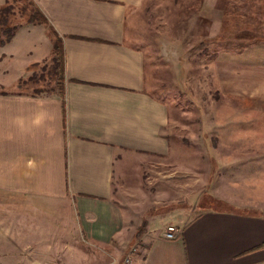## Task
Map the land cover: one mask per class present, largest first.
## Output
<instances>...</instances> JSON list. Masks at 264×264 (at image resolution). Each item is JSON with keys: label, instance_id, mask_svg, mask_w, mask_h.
<instances>
[{"label": "crops", "instance_id": "obj_1", "mask_svg": "<svg viewBox=\"0 0 264 264\" xmlns=\"http://www.w3.org/2000/svg\"><path fill=\"white\" fill-rule=\"evenodd\" d=\"M29 1L46 25H20L0 52V264H68L73 254L40 248L39 218L24 215L76 202L87 236L118 237L127 225L116 204L121 178L147 176L148 158L168 152L169 110L146 89L143 51L127 43L145 0ZM244 1L247 8L230 7L253 11L241 32L257 33L249 48L259 50L247 54L257 60H216L214 80L224 91L235 76L264 81V4ZM51 31L63 48V96L15 89L51 58ZM246 209L209 208L189 221L171 212L166 224L179 232L172 240L161 220H147V249L135 264H264V207Z\"/></svg>", "mask_w": 264, "mask_h": 264}, {"label": "rangeland", "instance_id": "obj_2", "mask_svg": "<svg viewBox=\"0 0 264 264\" xmlns=\"http://www.w3.org/2000/svg\"><path fill=\"white\" fill-rule=\"evenodd\" d=\"M236 3L248 5L244 0H145L137 12L131 9L135 25L127 43L143 51L146 89L169 110L168 152L162 159L148 158L147 176L121 178L125 187L116 204L127 225L118 237L113 233V238L96 241L87 236L75 202L24 215L39 218L41 236H46L36 241L40 248L49 245L57 254H73L68 264H117L128 249L135 248L139 258L144 255L147 220H161L164 229L176 210L189 221L209 208L264 207V109H255L264 104L258 96L264 81L235 76L224 91L214 80L216 60H257L247 56L259 50L249 48L257 33L241 32L242 24L253 22V11L230 7ZM254 3L260 8L264 1ZM4 7L8 11L2 28L26 23L27 0H8L0 10ZM56 69L51 58L40 62L15 89L57 92Z\"/></svg>", "mask_w": 264, "mask_h": 264}, {"label": "trees", "instance_id": "obj_3", "mask_svg": "<svg viewBox=\"0 0 264 264\" xmlns=\"http://www.w3.org/2000/svg\"><path fill=\"white\" fill-rule=\"evenodd\" d=\"M28 1V5L30 6V10L28 11L27 15H26V23L27 24H44L46 25V19L43 18L42 14L40 13L39 9L35 6H33L31 4V1ZM8 11V8L4 7L2 8V10H0V26L1 25H5V18L4 16L6 15ZM2 15V16H1ZM18 27L16 26H12L10 28L5 27V28H0V46L10 42L11 38L14 35L15 30ZM51 33L54 35L55 40L52 43V55H51V60L55 61L56 64V73H58V79L56 82V86L57 87V93L60 96H63V87L62 84L64 83V76L62 73V69H63V63H64V59H62V55H63V48L60 44V39L58 37L55 36V34L51 31Z\"/></svg>", "mask_w": 264, "mask_h": 264}, {"label": "built area", "instance_id": "obj_4", "mask_svg": "<svg viewBox=\"0 0 264 264\" xmlns=\"http://www.w3.org/2000/svg\"><path fill=\"white\" fill-rule=\"evenodd\" d=\"M178 228L175 225H167V228L164 230V237L166 239H175L179 234ZM136 250L135 248L128 249L127 254L119 260L117 264H135L134 261Z\"/></svg>", "mask_w": 264, "mask_h": 264}]
</instances>
